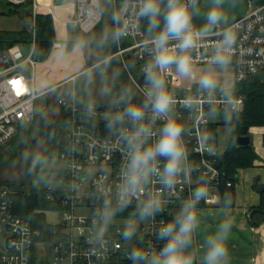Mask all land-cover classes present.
I'll use <instances>...</instances> for the list:
<instances>
[{
    "label": "clouds",
    "instance_id": "1",
    "mask_svg": "<svg viewBox=\"0 0 264 264\" xmlns=\"http://www.w3.org/2000/svg\"><path fill=\"white\" fill-rule=\"evenodd\" d=\"M234 7L235 0H120L111 10L112 27L99 39L71 41L74 49L87 53L90 43L101 48L117 44L143 23L140 48L147 60L142 96L132 86L114 92L120 72L112 68L110 55L97 57L91 70L81 72L89 85L98 79V95L118 109L106 114L104 123L123 148L116 183L98 189L100 204L92 212L91 239L105 244L109 230L120 223L119 239L130 264H232L233 197L225 192L214 206H207L212 182L190 159L186 125L176 113L177 99L168 77L174 73L195 84L197 97H185L186 107L201 98L210 105L212 119L222 116L228 122L238 114L235 88L223 80L233 67L239 41ZM106 11L104 0H95L92 15L102 17ZM206 43L210 48L204 53ZM198 51L205 60L199 59ZM197 64L202 65L199 72ZM43 90L56 91L47 83ZM28 159V174L39 173L37 180L50 186L52 178L44 173L55 166L54 156L34 151ZM182 186L188 187L186 196L180 194ZM173 199L175 210L161 219ZM123 213L127 215L121 221ZM144 224L151 228L147 238L141 231Z\"/></svg>",
    "mask_w": 264,
    "mask_h": 264
},
{
    "label": "built area",
    "instance_id": "2",
    "mask_svg": "<svg viewBox=\"0 0 264 264\" xmlns=\"http://www.w3.org/2000/svg\"><path fill=\"white\" fill-rule=\"evenodd\" d=\"M94 3L95 0H76V14L69 20L84 33L91 32L103 18L92 15ZM119 3L120 0H111L112 8ZM3 6H21L20 9L26 13L27 18L19 16L28 21L26 29L31 34L28 42L31 43V50L24 57L20 42L0 48V151L17 134L21 124L33 123L38 113L35 107L38 98L53 93L44 90L37 92L34 84L37 63L33 57L35 19L39 14L37 0H0V10ZM234 25L239 33V41L232 67L233 85L255 76L264 79V3L234 19ZM142 37L141 27L117 43V50L111 54L120 56L138 97L142 96V67L147 60L140 48ZM52 47L61 48L62 43L53 42ZM209 48L210 45L206 43L202 51L207 53ZM199 59L205 60V56L199 55ZM29 70L31 73H28ZM76 77L77 74L73 75L69 81L74 82ZM168 82L171 91L174 85H179L174 73L169 75ZM63 85L64 82L53 87L57 89ZM174 94L177 99L176 113L186 125L185 141L190 159L197 165L200 174L211 179L213 194L208 205H212L215 197L219 196L223 172L217 165L221 151L210 129L213 123L210 120V105L201 98H197L191 107L184 105L185 97H197L193 82L181 86L179 92ZM235 99L240 101V110L244 95L235 94ZM53 101L58 110L67 116V123L62 127L64 141L57 140L62 147L59 157L64 161L60 172L63 186L54 188L47 185L46 192V198L54 205L50 210H54L58 216L49 223L48 237L43 238L40 229L32 227L27 218L13 212L11 192L7 186L0 185V264H34V259L39 264H45L43 253L35 254L36 243L40 241L49 246L50 258L46 264H130L119 239L120 223L109 230L105 244H97L91 239L92 212L100 204L98 189L111 188L116 183L123 160L122 146L117 145L116 137L109 133L104 123L105 115L118 109L102 103L82 102L73 91L55 96ZM193 179H196L195 174ZM180 194L186 196L188 187L182 186ZM176 204V199L170 201L161 219L170 216ZM125 215L127 213L121 214L118 219L122 221ZM141 231L147 238L151 228L144 224Z\"/></svg>",
    "mask_w": 264,
    "mask_h": 264
},
{
    "label": "trees",
    "instance_id": "3",
    "mask_svg": "<svg viewBox=\"0 0 264 264\" xmlns=\"http://www.w3.org/2000/svg\"><path fill=\"white\" fill-rule=\"evenodd\" d=\"M251 2L253 7H255L263 4L264 0H251ZM104 5L107 11L103 15L102 20L106 21L107 16L109 15L110 17L111 14V0H107ZM20 8L21 6H4L3 9L0 10V13L6 15L20 14L24 18H27L26 13ZM141 27L143 29L142 22ZM55 39L51 15L37 14L35 19V46L33 57L37 61H44L47 59ZM30 40L31 34L26 28L19 30L0 29V48H6L18 42H29ZM67 44L68 49H70L72 47L71 41ZM116 47V44H109L101 48L97 47L95 44V49L98 54L97 57L112 53L116 50ZM99 49H101V51ZM125 86L128 85L126 84ZM233 86L236 95H244V102L241 109L238 114L233 116L231 121L226 122L222 119L220 122H213L210 126L213 135L217 134L219 125H227L231 130V139L228 146L219 155L217 165L223 172L219 188V196L227 192L230 193L232 197L234 196V183L236 181L237 169L251 166L253 160L256 158L252 145L238 146L235 143V137L238 135H248L251 126H264V79L261 76H255L247 81L235 83ZM63 93H66V91H63ZM63 93L54 95L60 96L63 95ZM78 96L79 99H84L82 98V95L78 94ZM53 104H55L54 101ZM66 123L67 116L63 111H61L60 115L57 117L52 118L48 124L41 123L42 128L40 129L39 134L44 132L50 133L55 143L50 151L47 150L43 152L50 154L56 152V154L58 153L59 155L62 147L57 143L56 133L57 130L60 127H64ZM29 125L30 124L26 123L21 124L17 134L7 144L10 146V149L7 151H0V169L7 166L14 159H19V154L24 153L27 147L31 144V141L34 140H31L32 134L30 131H27ZM15 138H17V140H15ZM29 139L30 141H28ZM28 157L29 155H27V158L24 160H20V175L17 178L0 180V184L7 186L11 192L13 212L27 218L31 226L40 229L43 232V238H47L49 235L50 224L46 221L44 213L46 210L52 209L54 205L53 201L46 198L47 187L39 188L34 185V181L37 180L36 177L39 173L28 174L27 169L30 163ZM227 181L230 183L227 184ZM259 208L264 211V190L261 193V204ZM33 261L34 264H39L38 260L34 259Z\"/></svg>",
    "mask_w": 264,
    "mask_h": 264
},
{
    "label": "crops",
    "instance_id": "4",
    "mask_svg": "<svg viewBox=\"0 0 264 264\" xmlns=\"http://www.w3.org/2000/svg\"><path fill=\"white\" fill-rule=\"evenodd\" d=\"M37 2L39 5V14H49L52 17L56 38L53 42L60 41L62 43L61 48L51 47V52L49 54V56L52 55L51 58L53 57L51 62L54 66L52 64L51 66L54 69V73L58 72V74L54 75L49 73L47 66L50 65L48 63L50 59H48V56L47 59L43 61V63H47V66L39 67L40 76L38 77L40 86L43 88V85L47 83L53 87L64 82L62 87H67L66 85L69 83L70 77L80 73L85 64V68L87 67L91 58V48L97 53L94 42L90 43L87 53L81 52L73 47L68 49L67 43L81 37H86L90 42L99 39L104 32L102 29L99 30V28H104L103 24L105 21L101 20L91 32L84 33L69 22V20L76 14V0H66L60 3L56 0H37ZM106 2L107 0H104V3ZM251 8H253L251 0H235V7L232 9V16L236 19L248 12ZM26 22L28 23V21ZM99 50L101 51V49ZM71 53L79 55L76 56L75 61L76 68L78 69L70 75L62 78L60 69L57 70V59H63L65 55L69 56ZM97 55L98 54H96V56ZM201 67L202 65L196 66V68H198L197 70ZM229 78L230 83L228 85L231 86L233 85L232 68L230 69ZM177 82L183 87L184 85L181 84L182 82L188 84L192 81L177 77ZM256 127L259 126H251L248 134L251 138L250 144L256 154V158L253 160L251 166L237 169L236 181L234 183L232 214L235 220V228L234 238L231 242L233 254L232 264H264V211L259 208L261 204V193L264 190V129L256 131ZM254 132L255 134L261 132V135L256 134L255 139H253L251 133ZM212 136L216 142V135H213L212 133ZM217 148L221 153L224 151L221 150L218 145ZM214 205L215 203L208 205V207Z\"/></svg>",
    "mask_w": 264,
    "mask_h": 264
},
{
    "label": "rangeland",
    "instance_id": "5",
    "mask_svg": "<svg viewBox=\"0 0 264 264\" xmlns=\"http://www.w3.org/2000/svg\"><path fill=\"white\" fill-rule=\"evenodd\" d=\"M4 7V6H3ZM110 9L112 10L111 6ZM109 15L106 18V21L104 22L103 27H100V29H102L104 31V29L106 28H111L112 27V22H111V14H110V19L108 18ZM108 19V20H107ZM103 23V22H102ZM28 26V23L26 22V20L21 19L18 15L13 14V15H6L3 13H0V29H15V30H19L22 28H26ZM99 27V26H98ZM97 27V28H98ZM96 28V29H97ZM20 48L22 51V54L24 55V57H26L30 50H31V43H22L20 42ZM117 50V47H116ZM115 50V51H116ZM115 51H113L110 55L113 54ZM91 58L90 61L87 65V67L85 68V65L83 67L82 70H91L92 65L95 61V59L97 58L96 56V52L94 51V49L91 48ZM78 55V54H77ZM75 54L71 55H65V57L63 59H57V70L60 69L61 73H62V78L70 75L72 72H75V70H77L78 68H76V56ZM52 56V55H51ZM51 56L48 57V59H50V61L48 62L50 65L47 66V63H43V61H38L35 65L34 68V84H35V89L37 92L42 91L43 88H41L40 86V81H39V67L41 66H47L48 71L50 74H58V72L54 73V69L51 66L52 64V60L53 57L51 58ZM68 56V57H67ZM79 56V55H78ZM113 57V63H112V68H115L117 70H119L120 72V76L118 81L115 83L114 85V92H118L121 86H125L126 84L128 86H132L134 87V84L132 83V81H130V78L128 76V73L126 71V69L124 68L123 62L120 58L119 55H115L112 56ZM54 66V64H52ZM52 68H51V67ZM198 68H196L197 70ZM111 69H109L110 71ZM200 70V69H199ZM199 70H197V72H199ZM82 72V71H81ZM81 72L77 74V77L75 79L74 82L69 81V83L66 85L67 87H61L59 89H56L55 92L53 93H49V94H44L41 95L38 100L35 102V107L36 110L38 111L35 120L33 121V123H31L28 127H27V131L32 134L31 135V140L34 139L33 141H31V144L27 147V149L24 151V153L19 154L18 158L19 159H14L11 163H9L7 166L3 167L0 169V180L3 179H9V178H17L20 174V160H24L25 158H27V155H29V153H32L34 151H47L50 149H52L55 145L54 143V139L52 137V135H50V133L44 132L42 134H39L40 129L42 128L41 123H45L48 124L52 118L57 117L58 115H60V111L58 110L57 106L55 104H53V99L55 97V95L58 94H62L63 91H66L67 94L71 93L72 91L74 93H77L82 95L81 99L83 102H94V103H104V105L106 107H111L113 106L109 100V98L106 97H102L100 95H98L97 93V88L100 86V82L97 79L96 84L94 85H89L87 82L83 81L82 76H81ZM28 73H31V71L29 70ZM230 70L226 73H224L223 75V80L224 83L226 85H228L230 83ZM182 85H188L190 84V82L188 84L182 82ZM193 87H195V84L193 83ZM181 86L179 85H174L172 87L174 92H179ZM55 94V95H54ZM88 95V96H87ZM87 96V97H85ZM222 116H218L215 119L210 118V120L212 122H220L222 120ZM256 131L262 130L264 129V127H256ZM256 134H260L261 132H257ZM255 132L251 133L253 139H255ZM216 143L218 145V147L221 150H224L228 144L229 141L231 139V130L230 127L227 125H220L218 127V131L216 134ZM15 140H17V138H15ZM14 140V141H15ZM30 141V139L28 140ZM33 142V143H32ZM10 149V146L7 145L3 151H7ZM55 158V166L53 168H51L50 170H45V175L50 176L52 178V183L51 186H53L54 188L56 187H61L63 186V182L62 179L60 178V170L64 167V161L59 157L58 153L56 154L53 153L52 154ZM0 185H4V184H0ZM34 185H36L39 188H43V187H47L46 184L39 182L38 180L34 181ZM45 219L48 223H52L55 221V219L57 218V213L54 210H46L45 211ZM38 245V247L36 246L35 248V254L39 255V253H43V257L45 258V261H48V258H50V251H49V246L44 244V242L40 243H36ZM45 262V263H46Z\"/></svg>",
    "mask_w": 264,
    "mask_h": 264
},
{
    "label": "water",
    "instance_id": "6",
    "mask_svg": "<svg viewBox=\"0 0 264 264\" xmlns=\"http://www.w3.org/2000/svg\"><path fill=\"white\" fill-rule=\"evenodd\" d=\"M58 3L60 2H64L66 0H56ZM101 108V106H100ZM56 138L57 140H59L60 142H63L64 141V137H63V128L60 127L58 130H57V133H56ZM235 143L238 145V146H247L251 143V138L249 135H238L235 137Z\"/></svg>",
    "mask_w": 264,
    "mask_h": 264
}]
</instances>
